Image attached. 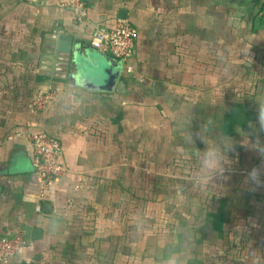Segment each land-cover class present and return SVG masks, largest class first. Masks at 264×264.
Returning a JSON list of instances; mask_svg holds the SVG:
<instances>
[{"label":"crops","instance_id":"obj_1","mask_svg":"<svg viewBox=\"0 0 264 264\" xmlns=\"http://www.w3.org/2000/svg\"><path fill=\"white\" fill-rule=\"evenodd\" d=\"M85 2L80 23L58 0H0V235L28 240L5 264H264V188L247 181L264 169V0ZM120 20L132 72L106 63L108 91L89 43ZM53 35L87 59L80 82L41 75ZM34 131L67 170L44 192Z\"/></svg>","mask_w":264,"mask_h":264},{"label":"built area","instance_id":"obj_2","mask_svg":"<svg viewBox=\"0 0 264 264\" xmlns=\"http://www.w3.org/2000/svg\"><path fill=\"white\" fill-rule=\"evenodd\" d=\"M62 8L72 11L80 23L86 19L85 0H58ZM134 29L126 21H118L113 29L95 27L90 39L91 49L98 53L125 63L126 72L132 68L127 64L134 55ZM48 95H39L32 104L33 111L46 108ZM33 150V169L39 182L40 191H46L54 182L63 177L67 170L59 162L61 147L59 142L41 131H34L25 135ZM28 243L27 238L20 235H0V264L19 252Z\"/></svg>","mask_w":264,"mask_h":264},{"label":"water","instance_id":"obj_3","mask_svg":"<svg viewBox=\"0 0 264 264\" xmlns=\"http://www.w3.org/2000/svg\"><path fill=\"white\" fill-rule=\"evenodd\" d=\"M46 39H48V41L44 42L40 54L41 75H52L55 78L70 83L80 82L86 75L85 68L88 65L87 59L83 56L81 51L74 50L71 45L69 46V44L61 42L56 46L54 35L47 36ZM94 58L97 65L102 69V76H104V79L92 82L99 88L109 91L113 87L117 74L107 68L106 63L115 66L118 65V62L113 58L101 57L96 54Z\"/></svg>","mask_w":264,"mask_h":264},{"label":"clouds","instance_id":"obj_4","mask_svg":"<svg viewBox=\"0 0 264 264\" xmlns=\"http://www.w3.org/2000/svg\"><path fill=\"white\" fill-rule=\"evenodd\" d=\"M259 122L261 127L264 128V104L260 106L259 109ZM218 166V161L216 159L215 153H206L204 160V167L207 169H214ZM264 173V169L259 167H253L250 172H248L247 181L249 183V191H257L264 188V181L261 180V175Z\"/></svg>","mask_w":264,"mask_h":264},{"label":"trees","instance_id":"obj_5","mask_svg":"<svg viewBox=\"0 0 264 264\" xmlns=\"http://www.w3.org/2000/svg\"><path fill=\"white\" fill-rule=\"evenodd\" d=\"M256 88H257V86H256ZM180 226H184V228H185V230L187 232H191V233L192 232H196L197 235L203 236V235L200 234V232H199L200 229L199 228H197V231H190L187 224L181 223ZM181 229H183V227H181ZM186 236L187 237H185L180 243H182V242L188 243V242L192 241V239L190 238L191 236H189V235H186ZM196 242H197V244H200L201 243L202 246H211V243H213L214 241L212 242L211 239H205V238L203 239V238L200 237L199 239H197ZM180 243L178 244V246H180L182 248L183 246ZM175 246H177V245H175Z\"/></svg>","mask_w":264,"mask_h":264}]
</instances>
